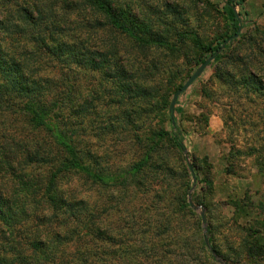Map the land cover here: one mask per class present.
<instances>
[{
  "label": "trees",
  "instance_id": "trees-1",
  "mask_svg": "<svg viewBox=\"0 0 264 264\" xmlns=\"http://www.w3.org/2000/svg\"><path fill=\"white\" fill-rule=\"evenodd\" d=\"M223 1L232 33L215 45L192 43L205 59L223 45L208 67L228 93L235 90L241 112L228 108L226 119L248 124L261 141L249 151L264 178V29L242 25L235 5L243 0ZM120 7L132 29L120 21ZM144 7L141 0H0V264H217L214 254L223 257L213 219L206 214L203 227L188 202V151L168 111L182 84L168 90L148 80L159 70L156 49L172 48L162 39L163 15L141 21ZM110 32L133 47H118ZM74 75L81 83L70 81ZM154 106L167 128L148 135L139 127ZM107 137L131 141V161L120 159L116 145L107 149ZM191 200L207 211L196 192ZM241 200L230 203L237 212L254 209L251 198ZM259 204L247 213L257 217L250 226H236L247 255L264 254V198Z\"/></svg>",
  "mask_w": 264,
  "mask_h": 264
},
{
  "label": "rangeland",
  "instance_id": "rangeland-1",
  "mask_svg": "<svg viewBox=\"0 0 264 264\" xmlns=\"http://www.w3.org/2000/svg\"><path fill=\"white\" fill-rule=\"evenodd\" d=\"M141 1L144 3L146 11H149L144 12L147 18H143L141 21L149 20L153 24L159 22L154 18L163 15L161 20L166 23L161 31L162 39L171 45L172 52H168L166 46L156 49L155 53L158 57L155 64L159 70L155 71L148 80L150 84H166L168 90L173 86L175 89L178 85H183L200 65L201 60L205 59L193 46L194 38H198L205 44L215 45L219 39L223 38V35L233 31L232 26L225 19L223 0ZM133 4L135 3L133 2ZM136 5L141 4L136 1ZM235 11L241 13L242 25L246 30L253 32L252 29L257 26L264 29V0H243V5H235ZM118 15L120 21L127 28L134 27V22L130 19L126 8L120 7ZM137 30H139L138 27ZM108 36L110 39H116L118 47H133L129 38L123 34L110 32ZM135 56L137 55L135 54ZM139 58L141 61L144 58L141 52ZM92 76V73L88 72L84 77L87 83L94 85L96 77L93 79ZM70 81L81 83V77L74 75ZM204 90L212 91V95H206ZM226 90V86L220 84L214 77L213 68L208 67L176 100L174 112L178 118L177 122L183 130L184 144L188 151L187 163H195L200 178L199 181L196 180L193 183L192 176L190 177L192 186L189 193L191 195L196 192L198 198L208 207L206 211V208L195 204L198 207L195 211L199 214L203 208L205 219L207 214L216 225L215 237L221 247V255H223L218 258L228 264H264V254L247 255L244 247L241 246L245 234L236 229L238 224L250 226L252 220L257 219L253 213L259 210L260 200L264 198V178L258 174L254 164L256 156H253V153L249 151L250 147L259 146L261 141L253 138L251 127L248 124V126H237L230 116L226 119L225 111L228 108L233 109L237 115H240L241 112L237 108L238 103L234 100L235 90L231 89L232 93L230 91L228 93ZM230 96L233 98L230 99ZM144 116L145 123L139 128L148 131V135L152 129L167 128L165 113L155 106L152 112L145 113ZM90 122L87 126L88 133H91L89 138L96 140L94 137L96 132ZM75 129L79 135H83L80 126ZM95 143H92V147H95ZM105 145L108 147L107 149L116 145L120 151V159L125 158L124 163L126 160L131 161L129 160L131 152L128 151L131 141H127L125 137L116 138V140L107 137ZM139 147L140 141L136 139L135 148L137 151ZM106 158H104L105 161L112 164V161ZM105 194L106 191L103 193L104 197ZM138 196L143 201L147 199V196H141L139 193ZM244 196L251 198L254 209L250 210L248 207V210L246 209L240 214L241 211L237 212L230 203L242 201ZM130 200H132L131 205L139 204V199ZM151 201L154 202V205H159V202L154 199H148L146 202L151 204ZM107 202H111L110 198ZM161 202L164 203V200ZM128 205L130 206V203ZM137 207H140V204ZM251 212L253 213L247 216V213ZM160 215L161 213L157 211L156 216L160 217ZM110 218H114V216L112 215ZM216 263L219 264L217 261Z\"/></svg>",
  "mask_w": 264,
  "mask_h": 264
},
{
  "label": "water",
  "instance_id": "water-1",
  "mask_svg": "<svg viewBox=\"0 0 264 264\" xmlns=\"http://www.w3.org/2000/svg\"><path fill=\"white\" fill-rule=\"evenodd\" d=\"M241 30V26H238L237 28V33H239ZM236 33V35H237ZM223 45H221L213 54H211L210 56H208L198 67L197 69L192 73V75H190V77L185 81V83L173 94L170 103H169V107H168V111L171 115V117H174V107H175V103L176 100L178 98V96L185 92L190 85L202 74V72L208 67L209 63L216 57V55H218V53L222 50ZM189 169H190V173L192 176V181L193 183L196 182V176L193 170L192 165L189 164ZM188 202L190 204V207L194 210H197L198 207L192 202L191 200V195L190 193L188 194ZM199 215L201 217V222H202V226L205 227L206 226V219H205V214H204V209L201 208ZM206 230V229H205ZM204 241L207 247H210L209 245V241H208V237L206 235H204ZM215 259L219 264H228L226 263L224 260L218 258L217 255H215Z\"/></svg>",
  "mask_w": 264,
  "mask_h": 264
}]
</instances>
